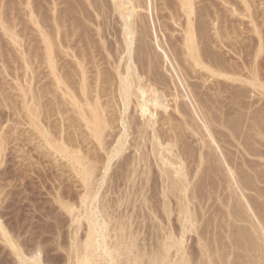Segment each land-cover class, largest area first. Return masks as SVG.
Instances as JSON below:
<instances>
[{
  "label": "rangeland",
  "instance_id": "374dc122",
  "mask_svg": "<svg viewBox=\"0 0 264 264\" xmlns=\"http://www.w3.org/2000/svg\"><path fill=\"white\" fill-rule=\"evenodd\" d=\"M56 1L57 0H55V2ZM60 1H59L60 5L57 2L58 5L55 3V6H54L53 1H49V0H43V1L42 0H21V1L20 0H0V23H1L0 24V145H1L0 146V225L6 231L7 235L13 236V237L16 236V238L19 237L18 238L19 241L22 240L23 243H25L24 246H28V244L30 243L31 244V245L29 244L30 247L33 246L32 244L37 242L38 239L40 238L41 240L39 239L38 242L41 241V243H43V252L45 254V259L50 258L51 260L52 259L54 260V258H55V261L57 259L56 263L59 262V264H63L64 261H65L64 263H66V260H65L67 257L66 253H65L66 251L62 248V246L58 247L57 244L60 243L66 247L68 245V243L70 242V237L73 236V231H75V230H78L77 231L78 237L83 236V234L85 233L84 225L86 224V219L84 218L85 212H87L91 208L94 209V206L98 207V205H99L98 202L100 201V203H102V204H100L101 205V208H100L101 212H104V213L108 212L107 216H105V218L108 220V224H109L108 228L112 229V232L117 230L116 233H118L120 231L119 233H121V235H123L122 240L125 243H127L129 241L128 239H130L133 235V238L136 240L135 244L138 243V246L141 247V249H143L142 247L144 245V248L146 250L143 249V251H144V253H147V254H149L150 252H153V249H155V250L163 249L164 251L163 250H161V251L165 253L167 248H168L167 246L170 245L169 246L170 252L168 253V256H169L168 260H170V258H171V261H170L171 264H179V262H180L178 259L180 258V252L181 251H179L177 253V247L176 246L178 243H176V242L181 243V241L183 243V244L182 243L181 244L184 247V250L187 251L186 253L188 254L187 255L188 258L191 257L190 260L191 261L193 260L192 261L193 264H222V263H225V264H231L232 263L233 264L235 262V260L237 261V262H235V264H241V261H242V264H263L264 263V261H263L264 260L263 259L264 258V242L262 241V239L258 240V238H257L259 235V234L257 235V233H260V232H257L259 230L258 229L248 230V228H246V227H240L241 226L240 224H238L237 222H233L231 220V218L228 217V215L225 213V211H223L225 208H224L222 202L220 201V196H218V194L216 193V190H215L216 186H214L217 183V182H215L217 180L214 179V178H216L215 175L214 176L212 175L215 173L214 170L216 167V166L212 167L213 166L212 162L215 160L214 159L215 156L211 158L212 159V161H211L210 157L213 155L209 154V152H205L206 150L211 151V149H215V148H213L215 146H212L215 143L211 144V141L208 137H207V139H209V141L205 140L206 136H208V134H206L207 132H205L206 136L204 134H202V133H204V131H202V130H200V131L198 130L199 132L197 131V133L194 134V132H196V131H192L194 128L191 127L192 126L191 122L186 123V125L189 124V125H187V127H186V125H184V123H181L182 120H179V119H174V121H172V123H174V124L171 123V126H172L171 128L169 125L165 124V126H164V124H161L164 127V129H166V127H167V129L169 130V131L167 129L165 130V132L167 134L169 133L168 136L170 135L169 139L173 138V136L174 135L176 136V134H177L176 142H177V140H178V142L176 143L177 144L176 146L178 148L175 147L174 151L177 152L176 151V149H177L180 152L182 151L181 153L179 152L180 154L184 153V154H182L183 160L185 162L184 166H186V167H184V172L186 171L187 173H186V176H183V177L187 178V180H191V183H187V181H185V182L188 185L190 184L191 188L193 189L192 190L190 188L191 190L189 189L187 191V193L184 195L185 197L188 196L187 198H188L189 202H187L188 200H186L187 198H185L183 196L182 192H181L182 195H180L181 193L177 192V191L176 192L167 191L168 193L165 191L164 193L165 194L167 193L168 197L165 196V194L162 192L163 188H161V187H162V183H164L163 180L166 179V177L164 176L165 175L164 173H163L164 175L163 174H162V176L160 175L162 172H161V169L157 166L160 163V161H157L158 159L155 156L151 157V155H153V154H149V153H151L149 151L150 146H151V145H149V143H150L149 141H145V143H141L139 151L137 150V144L135 143V141L132 142L133 145L131 144V141H133V140H131V138H133L135 136V134H133V135L131 134L130 136H128L127 142L130 140L131 141L126 143L127 149L125 148L126 151L122 152V155L124 153L129 154V155L124 154L125 157L128 156L127 158L130 157L131 159H134V160L136 158V160L138 162L135 160V162L133 163V164H135L137 162L134 165V166L137 165L136 168L134 167L135 170L130 165L131 162L128 163L127 160H126L127 163L125 164V167L124 166L122 167L121 165L119 166V164H118V163H120L118 161L119 159L117 160V157L119 158V155L115 159L112 160L111 167H110L111 169L108 170L109 172L108 171L105 172V170L102 169L104 166V164H103L104 159L106 157V153H104L105 149H102L103 147L101 145L99 147L98 146L99 144L97 145L95 143V140H94V142L92 141V143L88 141L89 140L88 138H90L89 136H87L88 130L83 125L84 121L82 122V120H80L81 118L76 116L78 114L75 113V111H73V110H76V108L75 109H73L74 107L71 108V106H72L71 102L72 101H71V99L69 100L68 98H71L72 94H70V97H69V96H67V95H69V94H67V92L69 91V93H72L74 91V88H75L74 86H76V89H77V83L74 84L75 82H73V80L75 81V79H77V77H78L77 76V73L79 72V71L77 72V70L79 69L78 63H81V64L84 63L83 65L88 64V65H86V68L84 67L85 69H89L91 66V68L89 69V70H91V72L89 70H86V74H88V76H90V77L91 76L93 77L92 83L94 82V78L96 81V77L98 75L95 72L93 74L92 70L94 68H96L97 66L99 68H96V72H98V70L101 68L103 70V71L101 70L103 73H104V71L107 73V75H106V74H102V72L99 71L100 74H102L101 76H102V78H104V80H105L106 76L107 77L109 76L110 78L112 77V76H110V75H113V72H112L113 68L111 65L115 64V61L116 62L118 61V56L120 55L119 51H118V48H119L118 43L119 42L121 43V40H120L121 39V36H120L121 35L120 34L121 33V25H120L121 20L117 16V13H114V14L112 13L111 7L108 8L109 4H110L108 0H101V1L100 0H96V1L95 0H93V1L89 0V1H91V4L94 5V7H92V6H90L89 8L85 7L87 9V10L83 9L85 14H83V10H82L83 6H81L80 4H79L80 6H77L78 3L76 1H74V0H67L68 2H66V0H60ZM62 1L64 4L62 3ZM98 1H100V2H98ZM127 1L129 2V0H127ZM127 1L126 2L124 1V3L127 4L128 3ZM145 1L146 0H140L139 2L141 4L140 3L139 4H140L141 8L138 7L139 8L138 10L141 11V13L138 14L137 18L139 20L138 19L137 20L141 23V24L139 23L140 24V30L143 31L144 34L143 33H140V35L138 34L139 36H137V40L135 42V43H137L135 46L138 47L136 49V51L138 53L136 51H134V53H135V55H137V54L139 55V56L134 55V58H138L136 61L137 64H149L148 62H151V64H161V59H159L160 58L159 55L161 52H160V50H158L159 48L155 44L156 41L154 42V39L152 38V36H155L154 34H152L153 32H151L152 29L154 30V27L156 30L157 39H158L159 44L160 45L162 44L161 46L165 47V49L168 52H170V54L173 55L171 58L172 59L174 58L176 60V57H177V60H176L177 62L180 59L183 60L184 59L183 57H185V54L183 53L182 47L180 48V46H182V36L181 35H183V32H182L183 27L181 30L180 24L184 25V23H182L183 22L182 17H179V16H178V18L176 17L177 14H179V13H177L178 12V10H177L178 5L177 4H178L179 0H152V7L147 6V4H145L147 2H145ZM168 1H170V2H168ZM176 1H178L177 4H176ZM193 1L195 4L194 7H196V9H197V10L195 9L196 10L195 15L198 16L196 23H199L201 21L199 24H201L200 27H203L202 29L204 31L203 32L204 33V35H203L204 40H203V43H201V45L203 44L202 45V52L206 53V54H208L210 52V54L207 55L208 56L207 61L208 60H210V61H208V63L206 62V65L209 64L211 67L216 68V66L219 67L220 64L225 65L227 62V64L228 63L229 64H231V63L232 64H244L245 63V64H249V65L250 64H260V65L264 66V18H263L264 17V5H263L264 0H245V1L244 0L243 1L242 0H211V1L210 0H193ZM104 2H105V4H103ZM110 2H112V1L110 0ZM96 4H98V5L96 6ZM71 5H73V6H71ZM106 5H108V7H105ZM245 5H248L249 7L248 6L245 7ZM80 7H81V10H80ZM162 7H164L165 9ZM41 8H42V10H41ZM59 8L61 9L60 11H62L61 12L62 14L59 12ZM94 8H96V9H94ZM146 8L150 11H147ZM55 9L57 12L55 11ZM90 9H92V10H90ZM100 9L103 11L106 10L105 13L103 11L101 12ZM151 9L153 10L152 13H151ZM162 9L164 11H161ZM200 9L202 11H199ZM98 10H100V11H98ZM176 10H177V12H176ZM63 11L65 13H63ZM90 11H92L93 13ZM158 11L160 12V14ZM169 11H170V13H169ZM76 12H79V13H76ZM29 13H30V15H29ZM56 13H59V14H56ZM251 13H252V15H251ZM105 14L106 15L108 14V15L106 16ZM112 14H113V16H112ZM17 15H18V17H17ZM53 15H54V17H53ZM56 15L58 16V18L61 16L60 19H58L56 17ZM77 15L79 17L80 16L81 17L79 18V17H77ZM171 15H173L174 17ZM209 15H210V17H209ZM30 16H32V17H30ZM75 17L77 19H75ZM110 17H111V19H110ZM41 18H43V19L40 20ZM61 18H64L65 21ZM82 18H84V19H82ZM95 18H96V20H95ZM103 18H104V20H103ZM118 18H119V20H118ZM141 19L144 22H142ZM61 20H63L64 22H66V20H67L68 23L66 22L64 25H61V28L64 27L63 28L64 30L61 29L60 33H57L56 25L58 24V21H61ZM106 20H107V22H106ZM109 20L111 21V23ZM220 20H222V21H220ZM63 21H61V22H63ZM112 21H114V22H112ZM176 21H177V23H176ZM47 22H48V24H47ZM51 23L53 24L52 26H51ZM93 23H94L95 27L93 26ZM142 23H143V25H142ZM153 23H154V25H153ZM205 23H206V26H205ZM219 23H220V25H219ZM66 24L68 27L65 26ZM104 24H106V25H104ZM48 26H49V28H48ZM87 26H90V27H88V29H87ZM38 27H40V28L38 29ZM69 27H70V29H68ZM258 28H259V30H258ZM10 29H12V30H10ZM75 29H76V31H75ZM109 29H110V31H109ZM155 30H154V32H155ZM216 30H217V32H216ZM62 31H64V32H66V34L67 33L68 34L66 35ZM95 31H96V33H95ZM101 31H103V32H101ZM109 32L110 33L112 32V33L110 34ZM118 32H119V34H117ZM44 34H46V36ZM71 34H72V36H71ZM84 34H86V35H84ZM161 34H163V36ZM55 35L57 36V38L55 37ZM63 35H66V36H63ZM117 35H118V38H117ZM218 35H220L221 37ZM89 38H90V40H89ZM110 38H112L113 40ZM115 38L119 42L117 40H115ZM140 38H141V40H140ZM102 39H104V40H102ZM205 39H207V40H205ZM46 40L50 43H48ZM60 40L61 41L63 40V42H61ZM109 40H111V41H109ZM60 42H61V44H60ZM115 42H116V44H114ZM208 42L211 45L208 44ZM80 44H82V45H80ZM117 44H118V46H117ZM46 46H48V48H49L48 50H47ZM100 46H101V48H100ZM205 46H207L206 49H205ZM260 48H261V50H260ZM216 50H218V51H216ZM89 51H91V52H89ZM181 52H182V54H181ZM215 52H217V54ZM175 53H177L178 55ZM140 54H141V56H140ZM157 54H158V56H157ZM85 55H87V56H85ZM217 55H219V56H217ZM111 56H113V57H111ZM104 57H105V59H104ZM142 57H144V58H142ZM140 58H141V60H143L142 63H141ZM146 58H148L149 60ZM153 58H154V60H153ZM156 60H158V61H156ZM182 60L178 63L181 64V62H182L181 65H183V64L186 65V62H184ZM91 62H92V64H91ZM156 62H159V63H156ZM122 63H124V59H123V62L121 61V64ZM100 64H102L101 65L102 67L103 66H105V67H103V68L100 67ZM92 65H95L96 67L95 66L93 67ZM62 66L64 68H66V70H67L66 76L68 75L67 76L68 78H70V77L72 78V79L67 78L68 81L70 80L69 83H71V80H72V83L70 84L72 86H70L68 84V81L62 80L65 77L64 72L66 71L65 69H64L65 70L64 72H62L60 70V68ZM53 67H54V69H52ZM58 68H59V70H57ZM186 68L188 71L191 69V67L188 68L187 65H186ZM62 70H63V68H62ZM109 70L111 71V73L109 72L110 74L108 75ZM196 70H198V71L202 70L203 75L199 71L200 72V78H198V77L196 78V73H195L194 74L195 77H191V78L189 77V83L192 87L194 86L193 89L194 88L196 89V90L194 89V93H196V91L199 90L204 95H206V96H204L202 94L199 96V97L203 96L202 98L204 100L202 98H200V102H202L201 101V99H202L204 102V103L203 102L202 103L205 105L204 110L206 111L207 110L206 108L211 109L212 105H213V108L216 106V103H214V100L212 98H213V96H215L213 94H216V90L214 88L217 89V87H218L217 81L219 79L217 80L216 78H220V77H216L214 79V77H215L214 76L212 78L211 76H213V75H211L210 72H207L208 70H205L204 68L201 69V68L197 67ZM74 71L77 72V73H75L76 75L75 74L73 75ZM58 72H59V74L61 72L63 73V74L62 73L60 74V75H64L63 78L60 77V78H62L61 80L63 82H58V77L56 76V73H58ZM93 75H96V77ZM101 76L100 77L98 76V77L100 79H102ZM90 77H88L89 80L87 79L89 82H91ZM201 77H202L203 81H201ZM65 79H66V77H65ZM106 79H108V78H106ZM111 79H113V77ZM194 79H195V82H194ZM55 80L57 81V83L55 82ZM104 80H102V81L99 80V82H105L107 85L106 86L105 83H102V84H104L103 85L104 88H103L102 84L100 83L103 91L105 89L109 90L110 88H111L110 90L114 89V87H112V85L109 88L108 84H107L108 82L104 81ZM77 81H78V79H77ZM214 81H216V82H214ZM220 81H223V80L220 78ZM64 82H65V84H64ZM89 82H88V84H89ZM39 83L42 85H39ZM54 83L56 85H54ZM58 83H60L61 85H62V83L64 85L67 84L68 87H67V85L66 86L62 85L64 87H66V89L67 88L69 89L70 87H71L70 89H72V87H73L72 92L68 89H67L68 91L65 89L64 90L65 92L63 91V93L67 94V95H64L61 98L62 92H60V90H62L63 87ZM92 83H90L89 85H91ZM212 84H213V87H212ZM113 85H114V82H113ZM93 86H95V85L92 84L91 87H93ZM22 87H24V88H22ZM59 87H61V88H59ZM20 88H22V89H20ZM42 90L44 93L42 92ZM108 90L106 92H103L104 93L103 97L106 98V99L102 98V100L104 99L103 101H106L109 98V97L107 98V96H105L106 93L107 94L110 93V96L112 95L111 92L113 90L111 92H109L110 90L109 91ZM58 92H60V93H58ZM38 93H39V95H38ZM75 93H77V90ZM209 94H210V96H208ZM211 95H212V97H211ZM66 96L68 98H65ZM34 97H36V98H34ZM37 97L41 98V100L38 99ZM111 97L109 98V100L111 99ZM28 98H29V100H28ZM208 98L210 100H208ZM65 99H68V100H65ZM112 99H113V97H112ZM61 100L64 102H61ZM169 100H172V98ZM32 101H33V103L34 102L35 103L33 104ZM44 101L47 104H45ZM69 101H70V104H69ZM113 101H114V99L109 101L111 103V105L113 104ZM211 101L213 104L211 103ZM30 102H31V104H30ZM56 102H57V104H56ZM36 104L37 105L39 104V105L37 106ZM170 104L174 106L172 101H170ZM208 104H209V106H208ZM40 105L41 106L43 105V106L41 107ZM113 105H112V108L111 107L109 108V112L111 115L113 114L112 112L115 109L113 107ZM67 106H69V108ZM30 107H31V111L32 110L34 111V112L32 111L34 114L38 113L37 114L38 116L35 114L36 117H34V114L32 115V114H30V112H28V111H30V109H28ZM60 107H61V109L64 107L63 108L65 110L64 112L60 109V112L63 113L64 118H63V115L61 117V114L60 115L58 114ZM56 108H58V109L56 110ZM213 108H212V110H210V109H209V111L207 110L208 112H206L204 114H205V116H207V115L209 116L211 114L210 116H211L212 120L215 121V119H216L215 117L217 116L215 114H217V111L215 110L216 107L214 109ZM111 109H113V111H111ZM46 110H47V112H45ZM170 110H172V109H170ZM209 112H211V113H209ZM30 115H32L33 119L36 121H34L31 118L32 116L30 117ZM111 115L109 116V117H112L110 119H113V117H114V119L116 118V115H112V116ZM212 115H214V116H212ZM159 116H160L159 118H165V117H162L163 115H159ZM40 118H41V120H40ZM78 118H80V119H78ZM30 119H32L33 121L31 120V122H30ZM37 120H39L40 122H38ZM79 120H80V122H79ZM160 120L162 121V119H160ZM160 120H159V122H161ZM41 121L43 123H41ZM57 122H58V124H57ZM177 122H178V124H177ZM59 123L60 124L65 123V125L64 124L60 125ZM75 123H76V125H75ZM199 123L200 122H198V124H196V126H195L196 128H199ZM212 123L215 126V123L213 121H212ZM79 124H81L82 126L80 127ZM72 125H73V127H72ZM161 125L158 128H160V130L162 129L161 131H163V127H161ZM40 126L43 127L42 128L43 131H45L47 129V130H49V132H51V135H50V133H48V134L50 136H52V138L49 135H47V138H49V139L51 138L52 142H53V140L56 142L57 137L59 139L62 137V135H60L61 130H62V133L67 132L68 135L63 134V135H65V138L68 136L66 138V140L68 138H70V135H71V138H73V139L70 138L71 140H69V139H68L69 141L67 140L68 141V147L70 146L69 147L70 149L69 148H67V149L69 150L68 152H70L71 154H69V155L67 154V156L66 155L62 156L57 151H55V153H54V148H51V146H49L46 143L47 141L44 139L45 136H43V133H41L43 131H41L42 129ZM83 126L85 127V129ZM168 126L170 129L168 128ZM188 126H190V127L188 128ZM44 128H46V129H44ZM56 128H57V130H56ZM63 128H65V130H66L65 132H64ZM68 128H71V129H68ZM72 128H74V130H72ZM114 128L115 129L110 131L111 133L112 132L116 133L115 131H119L118 128H120V127L116 128L114 126ZM199 129H202V128L200 127ZM213 129H215V128H213ZM201 131H202V133H201L200 140H202L201 138L204 135L205 138L202 141H204L206 143H210V145L209 144H207V145L209 146V148L210 147H212V148H210V149L207 148L208 146L206 145V143H204V145L206 147L203 144L200 145L201 142L198 139L199 138L198 136L200 135ZM39 133H40V135H39ZM56 133H57V135H56ZM81 133H83V134H81ZM111 133H109V134H111ZM114 133H112V135H114ZM185 134H186V136H185ZM196 134H198V136ZM58 135H60V137ZM84 135H85V138H83ZM190 135H191V137H190ZM193 136H195V137H193ZM86 138L88 140H86ZM129 138H130V140H129ZM90 139L93 140V138H90ZM62 140H64V137ZM73 140L75 141V143H73L74 142ZM108 140H110V137ZM108 140H106V141H108ZM146 140H147V137H146ZM67 141H66V143H67ZM55 142H53V143H55ZM69 143L71 145L75 144V146H71V145H69ZM93 143H95V144H93ZM129 143L131 144L130 146H129ZM134 143L136 144L135 146H134ZM88 144H90V145H88ZM142 144H143V146H142ZM106 145L108 147V144H106ZM106 145L104 146L105 148H106ZM201 146H204L205 151L203 150V148ZM48 147H50V148H48ZM71 147H73L74 149H72ZM75 147H77L78 150L80 148V150L79 151L76 150L78 153L76 152L74 154L75 149H76ZM134 147H136V148H134ZM199 148H201V149L199 150ZM230 149H232V148H230ZM73 150H74V152H73ZM202 150L204 151V153ZM129 151H131V152H129ZM87 152L91 153V155L89 153L90 157L92 156L91 160L95 161V162H93V161L92 162L97 167L96 168L94 166L96 168L95 172L97 175L96 176L97 180L95 179V181H98V180L100 181V179L103 177L102 178L103 183L101 184V186L98 187L99 191H97L98 194L95 198L96 204H95V201H93L92 204H87L89 201V194L86 193V190H85V187L83 184L84 182L82 181L81 177L76 173V171L74 169V168H78V166L75 162H73V161H75V159L72 158V157H74L73 155L81 156V154H82V156L86 157L88 154H86V156H85L84 153H87ZM140 152L142 154H144L145 156L147 154V156H146L147 159H145V160L143 159L144 161H142L141 159H140L141 161L138 160L137 156H139V154H141ZM211 152L213 153L215 151L212 150ZM195 153H196V155H195ZM199 153L203 154V158L201 157V154H199ZM205 153H207V154H205ZM76 154H78V155H76ZM120 155H121V153H120ZM133 155H134V157H131ZM207 155H209L208 157L210 160V162H209L210 166H206L205 169L206 170L210 169L209 170L210 172L207 171V172H209L207 174V172L204 171L205 169L201 170L203 172H199L198 169L196 168V170L199 172L197 174V172L194 171L195 169L192 167H195L194 165H198V164H196V161L198 159L203 160L204 158H205L203 161L204 167H205V165H208L209 163L206 162V161H208ZM103 156H104V158H102ZM206 157H207V159H206ZM95 159H97V160H95ZM80 160H81V162H83V164H85V163L89 164L90 163V162L87 163V161H86L87 159L85 160V158L84 159L81 158ZM121 160H123V158ZM146 160L149 161V163L146 162ZM98 161L100 163H98ZM129 161H131V160L129 159ZM197 163H199V162L197 161ZM214 163L215 162H213V164ZM101 164H102V166H101ZM142 164L144 165V167H141V166H143ZM116 165H118V167ZM149 166L152 170L149 168ZM202 166H200L201 168H199V170L203 169ZM145 167H148V168H145ZM208 167H210V168H208ZM211 167L214 168V169H212L214 173L211 172L212 171ZM99 169H100V171H98ZM112 169H114V172ZM136 169H137V171H136ZM191 169H193L194 173L196 172V174L198 176L196 174H195L196 175L195 176L193 171H190ZM140 170L141 171L143 170V171L141 172ZM144 170H146V171H144ZM147 170L148 171L150 170L148 173L149 175H146L148 172ZM187 170H189V171H187ZM123 171L125 173L127 172L126 175H128L129 177L126 176ZM139 171H140V173H139ZM131 172L133 173V175L135 177L137 175H135L134 173L140 174L137 176L138 179L137 178L135 179L134 176L128 174V173L132 174ZM143 172L144 173L146 172V174H144ZM189 172H191V173H189ZM114 173H116V174H114ZM142 173L144 174L145 177L149 176L146 178L148 180H146L145 177H143ZM192 173L194 176L192 175ZM119 175H121V176H119ZM107 176L109 179L107 178ZM110 176L112 177V180H110V178H111ZM116 176H117V179L115 178ZM130 176H132V178L134 177L133 178L134 181L133 180H131V181H133L132 184L136 183V184H134L135 186L130 184L131 182H128L130 180L126 179L127 177L129 179H132V178H130ZM211 176L213 178H211ZM141 177H143V180ZM188 177H189V179H188ZM196 177H198V178H196ZM201 177L203 180L201 179ZM209 177L211 178V181L209 180L210 179ZM178 178L179 177H176L175 179H177V181H178ZM180 178H182V176ZM120 179H121V181H120ZM124 179L126 180V184L124 183L125 182ZM161 179H163V180H161ZM117 180H119V181H117ZM180 180H179V182H180ZM115 181H117V182H115ZM137 181H138V183H137ZM165 181H166V183L168 182L167 179ZM194 181H195V183H194ZM142 182H143L144 186H142L143 184H140ZM95 183H97V182H95ZM112 183L115 184L114 186H116V187H114V188H116L117 191L114 190V192H113L114 188H113ZM127 183H129V184H127ZM139 184L142 187H145L147 190L145 188H142ZM192 184L194 185L195 188L193 187ZM130 185L134 186V187L131 188ZM126 186L128 189H131V190L126 189ZM138 186L140 187V190L137 189ZM81 187H82V189H81ZM111 188H112V190H110ZM151 190H152V193H151ZM106 191L109 193L106 194ZM174 193H176V195ZM86 194H87V196H86ZM215 195H217V196H215ZM85 197L88 198V201H87V198L85 200ZM120 197H121V199H119ZM97 198H99L100 200ZM59 200H62L65 202H70V204L73 207V211L71 212L72 214L65 210V208L60 204ZM184 201L186 202V205L188 204L187 207L185 205V208L180 206V205H182L181 203ZM115 203H116V205H115ZM163 204H166L168 206H166V205L163 206ZM230 204L232 207L233 203L230 202ZM167 207H168V210H167ZM104 208H105V211H104ZM182 208L186 210V213L188 214L187 215L188 218H190V220L193 222H191V221L187 222L186 218L182 217L183 213H180L181 210H183ZM106 209H108V210H106ZM150 209H152L153 211ZM163 209H165V210L163 211ZM230 210L232 211V209H230ZM98 217H99L98 219L100 221H103V218L101 215L98 214ZM110 217H112V218H110ZM101 218H102V220H101ZM180 218H183V219H180ZM217 219L218 220L221 219V220L218 221ZM113 220H115V221H113ZM230 220H231V222H230ZM181 221H182V223H181ZM126 222L128 223V225ZM82 223H84V225L80 229V226L82 225ZM110 223H112L113 225ZM59 225H60V227H59ZM78 225H80V226H78ZM227 225H228V227H227ZM115 228H116V230H114ZM239 228H241V229L243 228V229H245V231L243 230L241 232V229L239 231ZM13 229H15V230H13ZM160 229H161L162 233H161ZM187 229H189V230H187ZM250 229H252V228H250ZM172 230H173V232H172ZM127 231H129V232H127ZM167 231H168V233H167ZM253 231H254V233L255 232H257V233L254 234ZM13 232H16V233H13ZM33 232L35 233V235ZM78 232H79V234H78ZM112 232H110L111 235H112ZM132 232H133V234H132ZM170 232L173 233V234H171V235H173L172 239L166 240V236H167L166 234H170ZM244 232L246 233V235ZM28 233H29V235H28ZM238 233L239 234L244 233L243 235L245 237L246 236L248 237L247 234L249 233L250 239L255 238V235H257L255 240H254L255 243H253V240H251V243L247 244L248 241L245 242L247 239H244L245 237L243 235H239ZM250 233L252 235H250ZM129 234H132V235L130 236ZM179 234H180V236H179ZM175 236H176L177 240H176ZM1 237L2 236H0V264H18L17 259H15V257H13L14 254L12 253L11 248L9 247L8 244H6L4 242V240H3L4 238L3 237L1 238ZM29 239L32 243L29 241ZM239 239L242 243L240 241H239L240 243L237 242ZM53 241H54V243H53ZM157 242H159V243H157ZM238 245H240V246L242 245L241 246L242 248ZM252 245H254V246H252ZM171 246H172V248H171ZM173 246H174V248H173ZM46 248H47V250H46ZM137 253H138V251H136V252L133 251V254H137ZM174 253H175V255H174ZM236 253H238V254H236ZM63 257H65V258H63ZM229 259L231 260V262L229 261ZM176 260H178L179 262ZM61 261H63V262H61ZM238 261H240V262H238ZM249 262H251V263H249ZM180 264H182V262H180Z\"/></svg>",
  "mask_w": 264,
  "mask_h": 264
},
{
  "label": "bare ground",
  "instance_id": "6f19581e",
  "mask_svg": "<svg viewBox=\"0 0 264 264\" xmlns=\"http://www.w3.org/2000/svg\"><path fill=\"white\" fill-rule=\"evenodd\" d=\"M21 1V0H20ZM43 1V0H42ZM49 1H53V4L55 6V3L58 5L59 1L60 0H57L55 2V0H49ZM78 3L77 6H83L82 7V10L85 9L87 10L86 8H89L90 6L94 7V5L91 4V1L89 0H74ZM93 1V0H92ZM96 1V0H95ZM101 1V0H100ZM98 1V2H100ZM109 3V7L108 5H106L105 7H108L110 8L111 7V11L112 13H117V16L120 18L121 20V43L115 38V40H117L119 43V46L117 44V46L119 47L118 48V51H119V56H118V61L116 62L115 61V64H112V68H113V75H110L113 77V79H111L109 76L105 77V80L104 78H102V74H106L107 73L104 71V73L102 72L103 70L100 68L98 70L102 72V74H100V72H96V68H99L98 66L96 67L95 65H92L93 67L95 66L96 68H92V72L94 74V72L97 75H93L96 77V81H95V78H94V82L92 83V76H88V74H86V70H89V69H85L86 68V65L88 64H81V63H78V70L77 72L74 71L73 75L75 73H77V79H75V81L73 80V82H75L74 84L77 83V89H76V86H74V91L72 92L73 90V87L72 89H70L72 85H70L72 83V80H71V83H69L68 78L66 76V68H64L63 66L60 68V70L62 72H64V75L66 77L63 78L64 75H60L59 72L56 73V76L58 77V82H63L64 80L65 81H68V84L70 85L69 89L72 93H69V91L66 89V85L65 82L64 84L62 83V90H60L61 93V98L64 96V95H67L70 97V94L71 95V98H68L67 96L65 98H68L69 100L71 99V108L74 107L73 109L76 108V110H73L75 111V113H77L78 119L82 120V122L84 121V126L87 128V136H89L90 138H93V140H91L90 138H86V140H88L89 142L92 143V141L94 142L95 140V143L100 147V145L103 147H101L102 149H105L104 150V153H106V157L104 159V166L102 169L105 170V172H107L109 169H111V162L113 159H115L118 155H119V158L117 157V160L120 162L118 163L119 166L121 165L122 167L124 166L125 167V164L127 163L126 160L129 162H131V166L134 168L137 167L134 166L138 161H137L135 164H133L135 162L134 159H131L130 157L127 158L128 156L125 157V155H129V154H123L122 155V152L123 151H126V143L130 142L131 140V144L132 142L135 141V143L137 144V150L139 151L140 150V145L141 143H145V141H149V145L150 146V149L149 151L151 153L149 154H153L151 155V157H156L157 161H160V163L157 165L160 169H161V176L162 174L166 177L167 179V183H166V179H161L164 181V183H162V187L163 188V193L166 191H174V192H182L183 193V196L187 193V191L191 188V185L187 184V183H191V180H187V178L183 177V176H186V171L184 172V166L185 165V162L183 160V156L182 154H180L181 152L179 150L176 149L177 152L174 151L175 147L178 148L176 145V138H177V134L176 136L173 138H170L169 139V136L168 134L165 132V130L167 129H164V127L161 125V124H165L166 125H169L170 128L172 127L171 126V123L172 121H174V119H179V120H182L181 123H184V125H186V123H190L192 124V128H194L192 131H196L194 132L197 133V131L199 130H202L204 131V133H202V131L200 132V135L198 136V134H196L200 140V137H201V133L205 135V132H207L206 134H208V136H206V141H211V144L212 143H215L214 145L212 146H215L213 148L215 149H211L214 150L215 152H211V151H205L204 150V135L203 137L201 138L202 140H200V145H204V146H201L203 148V150L205 152H209V154L213 155L210 157V160L212 161V157H214V161L215 162L213 164L212 162V167L216 166L215 167V173L213 172L212 168L211 167V172L214 173L212 174L213 176L215 175L216 178H214L215 182H217L214 186L215 187V190H216V193L218 194V196H220V201L222 202L223 206H224V210L225 213L228 215V217L231 218V220L233 222H237L238 224H240L241 226L240 227H246L248 228V230H253V229H258L259 231L257 232H260V233H257L258 235V240L259 239H262V241L264 242V66L260 65V64H226L225 65H219V67L216 66V68H213L211 67L209 64L206 65V62L208 63V54H210V52L208 54L206 53H203L202 52V45L201 43H203V35H204V31H203V27H200L201 24L199 23H196L197 22V18L198 16H196L195 14V11L197 10L196 7H194V1L193 0H179L176 1V4L178 2V7H177V10L176 12L179 13L177 14V18L178 16L179 17H182L183 18V22L184 25L180 24L181 25V30H182V27H183V35L182 36V46H180V48L182 47V50H183V53L185 54V57H183L184 59H180L178 62H180L181 60L186 62V65L188 66V68L191 67V69L188 71L187 68H186V65L178 63L176 60H177V57H176V60L173 58H171L173 55L170 54V52H168L165 47H162L159 42H158V39H157V34H156V30H155V27H154V30L152 29L151 32H153L152 34H154L155 36H152V38L154 39V42L156 44V46L159 48H157L158 50H160V58L161 59V64H151V62H148L149 64H137V59L138 58H134V51H136V49L138 48L137 46H135L137 43L136 40H137V36L140 35V33H143V31L140 30V22L138 21L139 19L137 18L138 17V14L141 13V11H139L138 9L141 8L140 7V0H129V2L127 0H124L125 2L127 1L128 3H124L123 0H111L112 2H110V0H108ZM211 1V0H210ZM209 1V2H210ZM243 1V0H242ZM245 1V0H244ZM58 2V3H57ZM61 2V1H60ZM66 2H68L66 0ZM145 4H147V6H151L152 7V0H146ZM164 2V1H163ZM166 2V1H165ZM170 2V1H168ZM214 2V1H213ZM24 3V2H23ZM28 3V2H27ZM34 3V2H33ZM45 3V2H44ZM51 3V2H50ZM49 3V4H50ZM63 3V1H62ZM76 3V4H77ZM95 3V2H94ZM93 3V4H94ZM140 3V4H139ZM200 3V2H199ZM249 3V2H248ZM40 4V3H39ZM64 4V3H63ZM66 4V3H65ZM80 4V5H79ZM105 4V2L103 3ZM247 4V3H246ZM250 4V3H249ZM29 5V4H28ZM31 5V4H30ZM56 5V6H57ZM60 5V3H59ZM68 5V4H67ZM85 5V6H84ZM98 4H96L97 6ZM100 5V4H99ZM163 5V4H162ZM165 5V4H164ZM170 5V4H169ZM203 5V4H202ZM209 5V4H208ZM264 5V4H263ZM27 6V5H26ZM40 6V5H39ZM73 6V5H71ZM76 6V5H75ZM166 6V5H165ZM213 6V5H212ZM217 6V5H216ZM248 6V5H245V7ZM32 7V6H31ZM35 7V6H34ZM42 7V6H41ZM86 7V8H85ZM139 7V8H138ZM211 7V6H210ZM249 7V6H248ZM30 8V7H29ZM49 8V7H48ZM71 8V7H70ZM74 8V7H73ZM99 8V7H98ZM102 8V7H101ZM164 8V7H162ZM96 9V8H94ZM103 9V8H102ZM106 9V8H105ZM150 9V8H149ZM165 9V8H164ZM170 9V8H169ZM176 9V8H175ZM196 9V10H195ZM210 9V8H209ZM251 9V8H250ZM28 10V9H27ZM42 10V8H41ZM47 10V9H46ZM58 10V9H57ZM61 9L59 8V12L61 13L62 11H60ZM80 10H81V7H80ZM92 10V9H90ZM101 10V9H100ZM98 10V11H100ZM147 11H150L146 8ZM171 10V9H170ZM206 10V9H205ZM36 11V10H35ZM48 11V10H47ZM56 11V9H55ZM54 11V12H55ZM78 11V10H77ZM89 11V10H88ZM96 11V10H95ZM103 10H101L102 12ZM106 11V10H105ZM105 11H103L105 13ZM110 11V12H111ZM143 11V10H142ZM152 9H151V13H152ZM161 11H164L163 9ZM199 11H202L201 9ZM251 11V10H250ZM18 12V11H17ZM38 12V11H37ZM40 12V11H39ZM57 12V11H56ZM92 12V11H90ZM97 12V11H96ZM95 12V13H96ZM159 12V11H158ZM172 12V11H171ZM205 12V11H204ZM215 12V11H214ZM231 12V11H230ZM260 12V11H259ZM263 12V11H262ZM63 13H65L63 11ZM76 13H79V12H76ZM93 13V12H92ZM94 13V14H95ZM107 13V12H106ZM149 13V12H148ZM170 13V11H169ZM217 13V12H216ZM254 13V12H253ZM258 13V12H257ZM256 13V14H257ZM17 14V13H16ZM56 14H59V13H56ZM62 14V13H61ZM83 14H85L84 10H83ZM98 14V13H97ZM112 14V16H113ZM160 14V12H159ZM174 14V13H173ZM215 14V13H214ZM15 15V14H14ZM30 15V13H29ZM64 15V14H63ZM75 15V14H74ZM81 15V14H80ZM93 15V14H92ZM102 15V14H101ZM106 15V14H105ZM108 15V14H107ZM106 15V16H107ZM170 15V14H169ZM201 15V14H200ZM217 15V14H216ZM215 15V16H216ZM252 15V13H251ZM263 15V14H262ZM43 16V15H42ZM67 16V15H66ZM84 16V15H83ZM96 16V15H95ZM104 16V15H103ZM111 16V17H112ZM115 16V15H114ZM167 16V15H166ZM173 16V15H171ZM221 16V15H220ZM257 16V15H256ZM18 17V15H17ZM32 17V16H30ZM36 17V16H35ZM54 17V15H53ZM56 17L58 18V16L56 15ZM61 17V16H60ZM60 17L58 19H60ZM77 17H79L77 15ZM81 17V16H80ZM79 17V18H80ZM101 17V16H100ZM109 17V16H108ZM110 17V19H111ZM142 17V16H141ZM174 17V16H173ZM202 17V16H201ZM210 17V15H209ZM253 17V16H252ZM263 17V16H262ZM2 18V17H1ZM12 18V17H11ZM16 18V17H15ZM56 18V19H57ZM67 18V17H66ZM71 18V17H70ZM93 18V17H92ZM118 18V20H119ZM164 18V17H163ZM207 18V17H206ZM205 18V19H206ZM264 18V17H263ZM43 18H41L40 20H42ZM52 19V18H51ZM64 20V18H61ZM75 19H77L75 17ZM84 19V18H82ZM102 19V18H101ZM108 19V18H107ZM138 19V20H137ZM174 19V18H173ZM176 19V18H175ZM35 20V19H34ZM33 20V21H34ZM38 20V19H37ZM53 20V19H52ZM61 20V21H63ZM71 20V19H70ZM90 20V19H89ZM93 20V19H92ZM96 20V18H95ZM94 20V21H95ZM104 20V18H103ZM114 20V19H113ZM142 20V19H141ZM165 20V19H164ZM167 20V19H166ZM172 20V19H171ZM170 20V21H171ZM182 20V19H181ZM180 20V21H181ZM202 20V19H201ZM224 20V19H223ZM36 21V20H35ZM39 21V20H38ZM61 21H58V24L56 25V31L57 33H60L61 29L64 30L63 28H61V25H64L66 22H61ZM72 21V20H71ZM70 21V22H71ZM100 21V20H99ZM110 21V20H109ZM160 21V20H159ZM178 21V20H177ZM176 21V23H177ZM219 21V20H218ZM222 21V20H220ZM11 22V21H10ZM41 22V21H40ZM44 22V21H43ZM88 22V21H87ZM93 22V21H92ZM96 22V21H95ZM107 22V20H106ZM114 22V21H112ZM142 22H144L142 20ZM179 22V21H178ZM9 23V22H8ZM15 23V22H14ZM61 23V24H60ZM63 23V24H62ZM68 23V22H67ZM97 23V22H96ZM111 23V21H110ZM140 23V24H139ZM1 24V23H0ZM4 24V23H3ZM48 24V22H47ZM71 24V23H70ZM76 24V23H75ZM90 24V23H89ZM117 24V23H116ZM164 24V23H163ZM203 24V23H202ZM230 24V23H229ZM256 24V23H255ZM40 25V24H39ZM38 25V26H39ZM46 25V24H45ZM53 24L51 23V26ZM80 25V24H79ZM96 25V24H95ZM101 25V24H100ZM99 25V26H100ZM106 25V24H104ZM143 25V23H142ZM141 25V26H142ZM154 25V23H153ZM159 25V24H158ZM165 25V24H164ZM220 25V23H219ZM254 25V24H253ZM16 26V25H15ZM44 26V25H43ZM50 26V27H51ZM67 26V24L65 25ZM71 26V25H70ZM93 26H94V23H93ZM102 26V25H101ZM108 26V25H107ZM111 26V25H110ZM145 26V25H144ZM205 26H206V23H205ZM4 27V26H3ZM24 27V26H23ZM41 27V26H40ZM38 27V29L40 28ZM68 27V26H67ZM66 27V28H67ZM73 27V26H72ZM71 27V28H72ZM88 27L90 26H87V29ZM92 27V26H91ZM95 27V26H94ZM98 27V26H97ZM96 27V28H97ZM106 27V26H105ZM143 27V26H142ZM213 27V26H212ZM217 27V26H216ZM257 27V26H256ZM6 28V27H5ZM15 28V27H14ZM47 28V27H46ZM49 28V26H48ZM53 28V27H52ZM79 28V27H78ZM152 28V27H151ZM210 28V27H209ZM232 28V27H231ZM8 29V28H7ZM45 29V28H44ZM55 29V28H54ZM53 29V30H54ZM70 29V27L68 28ZM94 29V28H93ZM160 29V28H159ZM12 30V29H10ZM21 30V29H20ZM66 30V29H65ZM105 30V29H104ZM168 30V29H167ZM257 30V29H256ZM259 30V28H258ZM15 31V30H14ZM13 31V32H14ZM40 31V30H39ZM44 31V30H43ZM69 31V30H68ZM72 31V30H71ZM76 31V29H75ZM94 31V30H93ZM99 31V30H98ZM110 31V29H109ZM12 32V33H13ZM45 32V31H44ZM55 32V31H54ZM64 32V31H62ZM79 32V31H78ZM103 32V31H101ZM114 32V31H113ZM162 32V31H161ZM217 32V30H216ZM215 32V33H216ZM8 33V32H7ZM11 33V34H12ZM16 33V32H15ZM20 33V32H19ZM66 34V32H64ZM73 33V32H72ZM76 33V32H75ZM86 33V32H85ZM96 33V31H95ZM94 33V34H95ZM107 33V32H106ZM110 33V32H109ZM112 33V32H111ZM110 33V34H111ZM168 33V32H167ZM6 34V33H5ZM10 34V35H11ZM43 34V33H42ZM50 34V33H49ZM63 34V33H62ZM68 34V33H67ZM66 34V35H67ZM81 34V33H80ZM101 34V33H100ZM119 34V32L117 33ZM139 34V35H138ZM149 34V33H148ZM174 34V33H173ZM259 34V33H258ZM46 36V34H44ZM51 35V34H50ZM66 35H63V36H66ZM77 35V34H76ZM86 35V34H84ZM97 35V34H96ZM163 36V34H161ZM41 36V35H40ZM53 36V35H52ZM61 36V35H60ZM70 36V35H69ZM72 36V34H71ZM98 36V35H97ZM106 36V35H105ZM112 36V35H111ZM110 36V37H111ZM146 36V35H145ZM172 36V35H171ZM178 36V35H177ZM220 36V35H218ZM258 36V35H257ZM55 37L57 38V36L55 35ZM75 37V36H74ZM91 37V36H90ZM206 37V36H205ZM210 37V36H209ZM221 37V36H220ZM61 38V37H60ZM76 38V37H75ZM107 38V37H106ZM117 38H118V35H117ZM159 38V37H158ZM17 39V38H16ZM20 39V38H19ZM59 39V38H58ZM68 39V38H67ZM97 39V38H96ZM112 39V38H110ZM175 39V38H174ZM181 39V38H180ZM219 39V38H218ZM13 40V39H12ZM44 40V39H43ZM42 40V41H43ZM48 40V39H47ZM46 40V41H47ZM71 40V39H70ZM74 40V39H73ZM90 40V38H89ZM100 40V39H99ZM104 40V39H102ZM113 40V39H112ZM141 40V38H140ZM144 40V39H143ZM207 40V39H205ZM215 40V39H214ZM17 41V40H16ZM45 41V40H44ZM53 41V40H52ZM61 41V40H60ZM65 41V40H64ZM82 41V40H81ZM88 41V40H87ZM107 41V40H106ZM111 41V40H109ZM116 41V42H117ZM139 41V40H138ZM146 41V40H145ZM178 41V40H177ZM48 42V41H47ZM56 42V41H55ZM63 42V40L61 41ZM60 42V44H61ZM108 42V41H107ZM114 42V41H113ZM116 42L114 44H116ZM207 42V41H206ZM222 42V41H221ZM18 43V42H17ZM50 43V42H48ZM66 43V42H65ZM70 43V42H69ZM88 43V42H87ZM100 43V42H99ZM98 43V44H99ZM149 43V42H148ZM179 43V42H178ZM216 43V42H215ZM220 43V42H219ZM258 43V42H257ZM63 44V43H62ZM68 44V43H67ZM106 44V43H105ZM144 44V43H143ZM146 44V43H145ZM173 44V43H172ZM206 44V43H205ZM208 44H210L208 42ZM259 44V43H258ZM17 45V44H16ZM51 45V44H50ZM82 45V44H80ZM102 45V44H101ZM211 45V44H210ZM18 46V45H17ZM21 46V45H20ZM52 46V45H51ZM64 46V45H63ZM68 46V45H67ZM89 46V45H88ZM94 46V45H93ZM111 46V45H110ZM151 46V45H150ZM217 46V45H216ZM225 46V45H224ZM43 47V46H42ZM78 47V46H77ZM86 47V46H85ZM90 47V46H89ZM212 47V46H211ZM227 47V46H226ZM47 50L49 49L48 46H46ZM67 48V47H66ZM69 48V47H68ZM71 48V47H70ZM101 48V46H100ZM107 48V47H106ZM147 48V47H146ZM155 48V47H154ZM207 48V46H205V49ZM213 48V47H212ZM220 48V47H219ZM78 49V48H77ZM80 49V48H79ZM110 49V48H109ZM144 49V48H143ZM172 49V48H171ZM204 49V50H205ZM216 49V48H215ZM51 50V49H50ZM49 50V51H50ZM74 50V49H73ZM81 50V49H80ZM79 50V51H80ZM92 50V49H91ZM115 50V49H114ZM142 50V49H141ZM261 50V48H260ZM259 50V51H260ZM45 51V50H44ZM54 51V50H53ZM100 51V50H99ZM206 51V50H205ZM218 51V50H216ZM22 52V51H21ZM57 52V51H56ZM60 52V51H59ZM66 52V51H65ZM74 52V51H73ZM81 52V51H80ZM79 52V53H80ZM83 52V51H82ZM91 52V51H89ZM94 52V51H93ZM105 52V51H104ZM103 52V53H104ZM111 52V51H110ZM115 52V51H114ZM137 52V51H136ZM140 52V51H139ZM142 52V51H141ZM147 52V51H146ZM177 52V51H176ZM47 53V52H46ZM138 53V52H137ZM180 53V52H179ZM217 54V52H215ZM52 54V53H51ZM50 54V55H51ZM66 54V53H65ZM64 54V55H65ZM118 54V53H117ZM124 54V55H123ZM142 54V53H141ZM140 54V56H141ZM150 54V53H149ZM177 54V53H175ZM182 54V52H181ZM222 54V53H221ZM23 55V54H22ZM56 55V54H55ZM79 55V54H78ZM105 55V54H104ZM138 55V54H137ZM135 55V56H137ZM144 55V54H143ZM148 55V54H147ZM178 55V54H177ZM83 56V55H82ZM87 56V55H85ZM139 56V55H138ZM150 56V55H149ZM148 56V57H149ZM158 56V54H157ZM156 56V57H157ZM180 56V55H179ZM213 56V55H212ZM219 56V55H217ZM48 57V56H47ZM51 57V56H50ZM54 57V56H53ZM84 57V56H83ZM90 57V56H89ZM100 57V56H99ZM113 57V56H111ZM151 57V56H150ZM175 57V56H174ZM207 57V58H206ZM221 57V56H220ZM46 58V57H45ZM52 58V57H51ZM85 58V57H84ZM91 58V57H90ZM98 58V57H97ZM107 58V57H106ZM144 58V57H142ZM215 58V57H214ZM224 58V57H223ZM76 59V58H75ZM78 59V58H77ZM94 59V58H93ZM105 59V57H104ZM123 59H124V63L121 64V61L123 62ZM148 59V58H146ZM158 59V58H157ZM53 60V59H52ZM83 60V59H82ZM85 60V59H84ZM89 60V59H88ZM99 60V59H98ZM141 60V58H140ZM149 60V59H148ZM154 60V58H153ZM221 60V59H220ZM49 61V60H48ZM79 61V60H78ZM77 61V62H78ZM143 60H141V63H142ZM158 61V60H156ZM176 61V62H175ZM223 61V60H222ZM244 61V60H243ZM26 62V61H25ZM54 62V61H53ZM52 62V63H53ZM82 62V61H81ZM85 62V61H84ZM88 62V61H87ZM160 62V61H159ZM159 62H156V63H159ZM224 62V61H223ZM76 63V62H75ZM155 63V62H154ZM188 63V64H187ZM218 63V62H217ZM239 63V62H238ZM253 63V62H252ZM27 64V63H26ZM49 64V63H48ZM92 64V62H91ZM90 64V65H91ZM104 64V63H103ZM216 64V63H215ZM52 65V64H51ZM55 65V64H54ZM58 65V64H57ZM73 65V64H72ZM83 65V66H82ZM102 64H100V67ZM52 67V66H51ZM55 67V66H54ZM54 67L52 69H54ZM85 67V68H84ZM105 67V66H103ZM102 67V68H103ZM199 67V68H204L205 70H208L207 72H210L212 78L214 77V79L216 77H220L223 81H220V78H216L218 81V87L217 89L214 88L216 90V94H213L215 96H213V100H214V103H216V108L215 110L217 111V115L215 118V121L212 120L211 118V114L208 116H205L204 113L208 112L209 109L206 108L207 110L205 111L204 110V102H203V96L202 97H199L200 95H202L203 93L201 91H196V93H194V89L193 87L190 85L189 83V77H195V73H196V78H200V72L202 73V70L199 72L198 70H196V68ZM63 68V70H62ZM75 68V67H74ZM110 68V67H109ZM2 69V68H1ZM65 69V70H64ZM72 69V68H71ZM108 69V68H107ZM111 69V68H110ZM31 70V69H30ZM33 70V69H32ZM56 70V69H55ZM59 70V68L57 69ZM75 70V69H74ZM105 70V69H104ZM24 71V70H23ZM91 72V70H89ZM35 72V71H34ZM56 72V71H55ZM70 72V71H69ZM73 72V71H72ZM71 72V73H72ZM88 72V71H87ZM111 73V71L109 70L108 71V75ZM31 73V72H30ZM193 73V74H192ZM63 74V73H62ZM92 74V73H91ZM100 74V75H99ZM208 74V73H207ZM53 75V74H52ZM51 75V76H52ZM76 75V74H75ZM90 77V80L91 82H89L88 80V77ZM90 75V74H89ZM203 75V73H202ZM201 75V76H202ZM101 76L102 79H100L99 77ZM62 77V78H60ZM74 77V76H73ZM204 77V76H203ZM29 78V77H28ZM32 78V77H31ZM68 78V79H67ZM75 78V77H74ZM73 78V79H74ZM108 78V79H106ZM56 79V78H55ZM63 81H62V80ZM72 79V78H71ZM88 79V80H87ZM102 81H107L108 83V87L110 88V86L112 85V87H114V89L112 90H108L109 92H111V96L113 97L114 101H113V109H111V111H113L112 115H116V118L114 119H110L112 117H109L111 114L109 112V108L111 107L112 108V105L111 103L109 102L110 100H113L112 97L110 96V93L107 94L105 96H107V98L111 97V99L109 100H106V101H103L104 98V93L103 92H106L107 90L105 89L104 91L102 90V87L104 88V84L102 83H105V82H99V80ZM213 79V80H214ZM206 80V79H205ZM208 80V79H207ZM28 81V80H27ZM30 81V80H29ZM77 81V82H76ZM201 81L202 80V77H201ZM212 81V80H211ZM55 82L57 83V81L55 80ZM92 83L94 84L95 86L91 87V85L88 84ZM96 82V83H95ZM113 82H114V85H113ZM194 82H195V79H194ZM206 82V81H205ZM216 82V81H214ZM67 83V82H66ZM102 84V87H101V84ZM197 83V82H196ZM199 83V82H198ZM203 83V82H202ZM201 83V84H202ZM216 83V84H217ZM192 84V83H191ZM194 84V83H193ZM204 84V83H203ZM4 85V84H3ZM39 85H42L39 83ZM54 85H56L54 83ZM106 85V83H105ZM205 85V84H204ZM37 86V85H36ZM107 86V85H106ZM199 86V85H198ZM210 86V85H209ZM208 86V87H209ZM2 87V86H1ZM26 87V86H25ZM56 87V86H55ZM68 87V85H67ZM107 87V88H108ZM197 87V86H196ZM212 87H213V84H212ZM24 88V87H22ZM20 88V89H22ZM37 88V87H36ZM61 88V87H59ZM198 88V87H197ZM35 89V88H34ZM40 89V88H39ZM42 89V88H41ZM67 90V94H64L63 91L64 90ZM77 90V93L76 90ZM199 89V88H198ZM202 89V88H201ZM2 90V89H1ZM196 90V89H195ZM22 91V90H21ZM34 91V90H33ZM28 92V91H27ZM43 92V90H42ZM48 92V91H47ZM58 92V93H60ZM65 92V91H64ZM212 92V91H211ZM37 93V92H36ZM44 93V92H43ZM114 93V94H113ZM208 93V92H207ZM35 94V93H34ZM27 95V94H26ZM39 95V93H38ZM46 95V94H45ZM114 95V96H113ZM204 95V94H203ZM32 96V95H31ZM42 96V95H41ZM48 96V95H47ZM206 96V95H204ZM210 96V94L208 95ZM29 97V96H28ZM40 97V96H39ZM170 97V98H169ZM212 97V95H211ZM36 98V97H34ZM38 98V97H37ZM59 98V97H58ZM102 98H104L102 100ZM172 100H169L171 99ZM200 98L201 101L203 102H200ZM205 98V97H204ZM41 100V98H38ZM37 99V100H38ZM64 99V98H63ZM68 99H65V100H68ZM206 99V98H205ZM29 100V98H28ZM36 100V99H35ZM45 100V99H44ZM55 100V99H54ZM174 100V101H173ZM181 100V101H180ZM208 100H210L208 98ZM34 101V100H33ZM32 101V103H33ZM46 101V100H45ZM44 101V102H45ZM56 101V100H55ZM170 101L173 102L174 106L170 104ZM206 101V100H205ZM216 101V102H215ZM37 102V101H36ZM43 102V103H44ZM60 102V101H59ZM61 102H64L61 100ZM60 102V103H61ZM35 103V102H34ZM33 103V104H34ZM40 103V102H39ZM212 103V101H211ZM31 104V102H30ZM45 104H47L45 102ZM49 104V103H48ZM57 104V102H56ZM62 104V103H61ZM60 104V105H61ZM66 104V103H65ZM69 104H70V101H69ZM207 104V103H206ZM213 104V103H212ZM211 104V105H212ZM25 105V104H24ZM37 105V104H36ZM39 105V104H38ZM37 105V106H38ZM53 105V104H52ZM210 105V106H211ZM41 106V105H40ZM43 106V105H42ZM41 106V107H42ZM57 106V105H56ZM65 106V105H64ZM173 106V107H172ZM209 106V104H208ZM40 107V108H41ZM49 107V106H48ZM59 107V106H58ZM69 108V106H67ZM117 107V108H116ZM24 108V107H23ZM46 108V107H45ZM64 108V107H63ZM61 109V107L59 108V115L61 114V117L63 115V113L60 112V109L64 112L65 110L64 109ZM213 108V105L211 106V109L212 110ZM213 108V109H214ZM30 109V114H34L32 111H31V107L28 108ZM38 109V108H37ZM47 109V108H46ZM53 109V108H52ZM58 108H56L57 110ZM66 109V108H65ZM172 109V110H170ZM55 110V111H56ZM70 110V109H69ZM41 111V110H40ZM52 111V110H51ZM50 111V112H51ZM205 111V112H204ZM47 112V110L45 111ZM67 112V111H66ZM212 112V111H211ZM209 112V113H211ZM43 113V112H42ZM161 113V114H160ZM208 113V114H209ZM216 113V112H215ZM19 114V113H18ZM29 114V113H28ZM36 114V113H35ZM34 114V117H36V114ZM30 115V117L32 116ZM54 115V114H53ZM69 115V114H68ZM111 115V116H112ZM159 115H163L162 117H165V118H159L160 116ZM38 116V115H37ZM40 116V115H39ZM42 116V115H41ZM214 116V115H212ZM57 117V116H56ZM174 117V118H173ZM33 119V116L31 117ZM46 118V117H45ZM44 118V119H45ZM63 118H64V115H63ZM62 118V119H63ZM27 119V118H26ZM30 119V122L31 120ZM36 119V118H35ZM43 119V120H44ZM162 119V121L160 120ZM34 120V119H33ZM32 120V121H33ZM41 120V118H40ZM46 120V119H45ZM49 120V119H48ZM59 120V119H58ZM61 120V119H60ZM64 120V119H63ZM71 120V119H70ZM75 120V119H74ZM79 120V122H80ZM159 120L162 122H159ZM188 120V121H187ZM36 121V120H34ZM38 122H40L39 120H37ZM50 121V120H49ZM54 121V120H53ZM76 121V120H75ZM74 121V122H75ZM212 121L215 123V126L214 124L212 123ZM69 122V121H68ZM180 122V121H179ZM199 123V128L201 127L202 129H199V128H196V124ZM35 123V122H34ZM41 123H43L41 121ZM46 123V122H45ZM67 123V122H66ZM117 123V124H116ZM37 124V123H36ZM58 124V122H57ZM60 124V123H59ZM65 125V123H62ZM60 124V125H62ZM72 124V123H71ZM161 127H163V131L160 130V128H158L160 125ZM174 124V123H172ZM178 124V122H177ZM190 124V125H191ZM32 125V124H31ZM38 125V124H37ZM41 125V124H40ZM43 125V124H42ZM47 125V124H46ZM76 125V123H75ZM80 127L82 126L81 124H79ZM189 125V124H187ZM186 125V127H187ZM213 125V126H212ZM36 126V125H35ZM34 126V127H35ZM39 126V125H38ZM50 126V125H49ZM83 126V127H84ZM114 126L116 128L119 129V131H115L116 133H114V135H112V133L110 132L111 130L115 129ZM118 126V127H117ZM168 126V128H169ZM182 126V125H181ZM194 126V127H193ZM41 129L43 128L42 126H40ZM39 127V128H40ZM69 127V126H68ZM73 127V125H72ZM84 127V129H85ZM176 127V126H175ZM184 127V126H183ZM190 126H188L189 128ZM198 127V126H197ZM215 129H213V128ZM36 128V127H35ZM169 128V129H170ZM38 129V128H37ZM40 129V130H41ZM46 129V128H44ZM49 129V128H48ZM52 129V128H51ZM64 129V132L66 131L65 128ZM68 129H71V128H68ZM67 129V130H68ZM81 129V128H80ZM83 129V130H84ZM110 129V130H109ZM117 129V130H118ZM183 129V128H182ZM191 129V128H190ZM204 129V130H203ZM39 130V129H38ZM53 130V129H52ZM55 130V129H54ZM57 130V128H56ZM72 130H74V128H72ZM76 130V129H75ZM79 130V129H78ZM108 130V131H107ZM168 130V129H167ZM177 130V129H176ZM189 130V129H188ZM43 131V129L41 130ZM40 131V132H41ZM47 131V132H46ZM71 131V130H70ZM69 131V132H70ZM85 131V130H84ZM169 131V130H168ZM179 131V130H178ZM198 131V132H199ZM45 132V133H44ZM56 132V131H55ZM78 132V131H77ZM111 134H109V133ZM189 132V131H188ZM187 132V133H188ZM43 136L44 139L47 141L46 143L51 146V148H54V153L55 151H57L58 153H60L62 156L66 155L67 154H71L70 152H68L69 150L67 148L68 147V141L73 139L71 138V135H70V138H68L66 140V137L65 138V135L63 134H67L66 133H62V130H61V134L62 135V139L64 137V140H62L61 138L59 139L57 137V141L55 142L53 139V143L51 141V138L52 136L51 135V132H49V130H45L43 132ZM50 133V135L48 134ZM84 133V134H85ZM173 133V132H172ZM183 133V132H182ZM54 134V133H53ZM83 134V133H81ZM85 134V135H86ZM133 135L135 134V136L133 138H129L130 141L127 142V138L128 136L130 135ZM40 135V133H39ZM47 135H49L51 138H47ZM57 135V133H56ZM55 135V136H56ZM60 135H58L60 137ZM75 135V134H74ZM85 135L83 138H85ZM180 135V134H179ZM182 135V134H181ZM195 135V136H196ZM54 136V135H53ZM186 136V134H185ZM193 136V137H195ZM3 137V136H2ZM74 137V136H73ZM76 137V136H75ZM108 137V138H107ZM110 137V140H108ZM132 137V136H131ZM146 137H147V140H146ZM189 137V136H188ZM191 137V135H190ZM207 137L209 139H207ZM107 138V139H106ZM187 138V137H186ZM185 138V139H186ZM76 139V138H75ZM74 139V140H75ZM67 143H66V141ZM73 140V141H74ZM108 140V141H106ZM182 140V139H181ZM4 141V140H3ZM43 141V140H42ZM72 141V142H73ZM78 141V140H77ZM85 141V140H84ZM45 142V141H44ZM203 142V143H202ZM75 143V141L73 142ZM93 143V144H95ZM134 143V146L136 145ZM180 143V142H179ZM185 143V142H184ZM77 144V143H76ZM108 144V147L107 145ZM129 143V146L131 145ZM210 143H206V145ZM69 145H71L69 143ZM90 145V144H88ZM87 145V146H88ZM106 145V148L104 147ZM133 145V144H132ZM146 145V144H145ZM180 145V144H179ZM182 145V144H181ZM1 146V145H0ZM71 146H75L74 145H71ZM143 146V144H142ZM186 146V145H185ZM208 146V145H207ZM206 147V146H205ZM50 148V147H48ZM72 149H74L73 147H71ZM75 152L74 154L77 152L76 150H78L77 147H75ZM93 148V147H92ZM95 148V147H94ZM97 148V147H96ZM126 148V149H125ZM129 148V147H128ZM136 148V147H134ZM143 148V147H142ZM209 148V146L207 147ZM212 148V147H210ZM209 148V149H210ZM232 148V149H230ZM70 149V148H69ZM71 149V150H72ZM82 149V148H81ZM86 149V148H85ZM98 149V148H97ZM125 149V150H124ZM201 148H199L200 150ZM2 150V149H1ZM80 150V148H79ZM78 150V151H79ZM83 150V149H82ZM132 150V149H131ZM135 150V149H134ZM144 150V149H143ZM142 150V151H143ZM147 150V149H146ZM145 150V151H146ZM183 150V149H182ZM202 150V151H203ZM86 151V150H85ZM103 151V150H102ZM137 151V152H138ZM144 151V152H145ZM148 151V152H149ZM203 151V153H204ZM72 152V153H73ZM131 152V151H129ZM136 152V151H135ZM143 152V153H144ZM147 152V151H146ZM180 152V153H179ZM201 152V151H200ZM211 152V153H210ZM78 153V152H77ZM81 153V152H80ZM83 153V152H82ZM90 153V152H89ZM89 153H84V155L86 156V154L89 155ZM123 156H121L120 155ZM139 153V152H138ZM141 153V152H140ZM187 153V152H186ZM95 154V153H94ZM194 154V153H193ZM201 154V153H199ZM207 154V153H205ZM78 155V154H76ZM80 155V154H79ZM75 156L73 155L74 157H72L73 159H75V162L78 166V168H74L76 173L81 177L82 181L84 182V187H85V190H86V193L89 194V201H88V198L85 197V200L87 198V201L88 203L87 204H92L93 201H95V198L97 196V191H99L98 187L101 186V184L103 183V177L100 179V181H95L96 179V166L95 164H93V160H91V153L89 156ZM132 155V154H131ZM144 154H139L138 157V160H142L144 161L147 156L144 157L143 156ZM189 155V154H188ZM196 155V153H195ZM96 156V155H95ZM143 156V157H142ZM149 156V155H148ZM198 156V155H197ZM206 156V155H205ZM204 156V157H205ZM209 155H207L208 157ZM94 157V156H93ZM121 157V158H120ZM131 157H134L131 156ZM201 157L203 158V154H201ZM200 157V158H201ZM206 157V159H207ZM81 158H85V160L88 162H90L89 164H83V162H81ZM96 158V157H95ZM104 158V156L102 157ZM123 158V160H121ZM150 158V157H149ZM189 158V157H188ZM191 158V157H190ZM66 159V158H65ZM70 159V158H69ZM93 159V158H92ZM129 159L131 161H129ZM144 159V160H143ZM153 159V158H152ZM205 159V158H204ZM204 159H198L197 161L199 163H197L196 161V164L198 165H194L195 167H192L194 168L197 172V174L199 172H203L201 170H204L206 168V166H210V160H209V157H208V162L207 164L208 165H205L204 167V164H203V161ZM97 160V159H95ZM99 160V159H98ZM103 160V159H102ZM121 160V161H120ZM140 160V161H141ZM93 161V162H92ZM139 161V162H140ZM194 161V160H193ZM97 162V161H96ZM146 162L149 163V161L146 160ZM98 163H100L98 161ZM117 163V162H116ZM142 163V162H141ZM193 163V162H192ZM144 164V163H143ZM142 164V165H143ZM155 164V163H154ZM156 165V164H155ZM189 165V164H188ZM191 165V164H190ZM203 165V166H202ZM74 166V165H73ZM96 168H95V167ZM102 166V164H101ZM118 167V165H116ZM140 166V165H139ZM151 166V165H150ZM149 166V168H150ZM200 166H202L203 169H200L201 168ZM121 167V168H122ZM128 167V166H127ZM141 167H144L141 166ZM156 167V166H155ZM72 168V167H71ZM99 168V167H98ZM134 168V170H135ZM145 168H148V167H145ZM196 168L198 169V171L196 170ZM210 168V167H208ZM101 169V170H102ZM123 169V168H122ZM126 169V168H125ZM151 169V168H150ZM113 172H114V169H112ZM131 170V169H130ZM152 170V169H151ZM159 170V169H158ZM210 170V169H209ZM208 169L204 170L205 172L209 171ZM74 171V170H73ZM100 171V169L98 170ZM132 171V170H131ZM137 171V169H136ZM135 171V172H136ZM141 171V170H140ZM139 171V173H140ZM143 171V170H142ZM141 171V172H142ZM146 171V170H144ZM148 171V170H147ZM150 171V170H149ZM149 171L144 173L146 175H149ZM189 171V170H187ZM190 171H193V169H191ZM193 171V173H194ZM109 172V171H108ZM117 172V171H116ZM120 172V171H119ZM124 172V171H123ZM130 172V171H129ZM134 172V171H133ZM196 172L194 173V175L196 174ZM210 172V171H209ZM207 172V174L209 173ZM125 173V172H124ZM127 173V172H126ZM125 173V175H126ZM132 173V172H131ZM142 173L143 177L144 174ZM160 173V172H159ZM191 173V172H189ZM188 173V174H189ZM192 173V175H193ZM74 174V173H73ZM99 174V173H98ZM116 174V173H114ZM129 175H133L128 173ZM135 175H140V174H136L134 173ZM196 174V175H197ZM204 174V173H203ZM202 174V175H203ZM206 174V173H205ZM113 175V174H112ZM193 175V176H194ZM195 175V176H196ZM201 175V174H200ZM121 176V175H119ZM128 176V175H126ZM132 176H130V178H132ZM137 176L135 177V179L137 178ZM182 176V178H180ZM188 176V175H187ZM198 176V175H197ZM209 176V175H208ZM78 177V176H77ZM111 177V176H110ZM114 177V176H113ZM129 177V176H128ZM126 178L130 181L128 182H131L130 184H132V182L134 181L133 178L132 179H129V178ZM143 177L142 180H143ZM149 177V176H147ZM145 177V179L147 178ZM152 177V176H151ZM155 177V176H154ZM160 177V176H159ZM176 177H179L178 178V181L177 179H175ZM203 177V176H202ZM201 177V179H202ZM79 178V177H78ZM108 178V176H107ZM117 179V176L115 177ZM122 178V177H121ZM153 178V177H152ZM193 178V177H192ZM198 178V177H196ZM210 178V177H209ZM211 178H213L211 176ZM211 178L209 179L211 181ZM109 179V178H108ZM115 179V180H116ZM138 179V178H137ZM181 179V180H180ZM189 179V177H188ZM97 180V179H96ZM110 180H112V177L110 178ZM133 180V181H131ZM141 180V181H142ZM148 180V179H146ZM145 180V181H146ZM158 180V179H157ZM180 180V182H179ZM203 180V179H202ZM119 181V180H117ZM115 181V182H117ZM121 181V179H120ZM124 183L126 184V180L124 179ZM150 181V180H149ZM156 181V180H155ZM162 181V182H163ZM187 181V183L185 182ZM190 181V182H189ZM198 181V180H197ZM81 182V181H80ZM97 182V183H95ZM114 182V183H115ZM140 182V181H139ZM151 182V181H150ZM138 183V181H137ZM145 183V182H144ZM193 183V182H192ZM195 183V181H194ZM209 183V182H208ZM212 183V182H211ZM214 183V182H213ZM81 184V183H80ZM113 184V183H112ZM121 184V183H120ZM123 184V183H122ZM129 184V183H127ZM136 184V183H134ZM132 184V185H134ZM140 184H143L140 183ZM139 184V185H140ZM152 184V183H151ZM156 184V183H155ZM158 184V183H157ZM111 185V184H110ZM115 184H113V188L116 187L114 186ZM138 185V184H137ZM136 185V186H137ZM147 185V184H146ZM193 185V184H192ZM129 186V185H128ZM131 186V185H130ZM135 186V185H134ZM134 186H131L134 187ZM141 186V185H140ZM144 186V184L142 185ZM141 186V187H142ZM202 186V185H201ZM109 187V186H108ZM122 187V186H121ZM125 187V186H124ZM194 187V185H193ZM203 187V186H202ZM130 188V187H129ZM142 188H145V187H142ZM150 188V187H149ZM156 188V187H155ZM195 188V187H194ZM82 189V187H81ZM104 189V188H103ZM108 189V188H107ZM126 189L127 186H126ZM140 190V187L138 186V188ZM146 189V188H145ZM192 189V188H191ZM190 189V190H191ZM200 189V188H199ZM101 190V189H100ZM112 190V188L110 189ZM114 190H116V188L113 189V192ZM128 190H131V189H128ZM147 190V189H146ZM145 190V191H146ZM193 190V189H192ZM213 190V189H212ZM109 191V190H108ZM117 191V190H116ZM62 192V191H61ZM64 192V191H63ZM121 192V191H120ZM123 192V191H122ZM109 192L106 191V194H108ZM135 193V192H134ZM137 193V192H136ZM151 193H152V190H151ZM168 193V192H167ZM165 194L166 197H168V194ZM182 193L180 195H182ZM194 193V192H193ZM199 193V192H198ZM215 193V192H214ZM86 194V196H87ZM120 194V193H119ZM118 194V195H119ZM161 194V193H160ZM171 194V193H170ZM176 195V193H174ZM178 194V193H177ZM59 195V194H58ZM80 195V194H79ZM154 195V194H153ZM163 195V194H162ZM83 196V195H82ZM81 196V197H82ZM100 196V195H99ZM187 196V195H186ZM217 196V195H215ZM123 197V196H122ZM151 197V196H150ZM185 197V196H184ZM188 197V196H187ZM185 197V198H187ZM149 198V197H148ZM68 199V198H67ZM99 199V198H97ZM103 199V198H102ZM105 199V198H104ZM121 199V197L119 198ZM100 200V199H99ZM106 200V199H105ZM110 200V199H109ZM188 200V198L186 199ZM219 200V199H218ZM68 201V200H67ZM107 201V200H106ZM111 201V200H110ZM119 201V200H118ZM148 201V200H147ZM163 201V200H162ZM183 201V200H182ZM60 204L65 208V210L69 213H71L73 211V207L72 205L70 204V202H65V201H62V200H59ZM86 202V201H85ZM189 202V200L187 201ZM231 203H233L232 207H231ZM99 205L98 207L94 206V209L91 208L89 209L87 212H85V219H86V224L84 225V223H82V225H78L80 226V229L81 227L84 225V228H85V233L83 234V236H80L78 237L77 235V231L78 230H75L73 231V236L70 237V242L68 243V245L65 247L63 244H60L58 243L57 246L60 247L62 246V248L66 251H64L66 253V263H64L63 261V264H171L170 261H171V258L170 260H168L169 256H168V253L170 252L169 249H170V245L167 246V250L166 252H162L161 250H155L153 249V252H150L149 254L147 253H144L143 249L144 248V245H143V249H141V247L138 246V243L135 244V239L133 238V232L132 234H129L130 236L132 235V237L130 239H128L129 241L127 243H125L122 239H123V235H121V233H116V228L114 230V232H112V229L108 228L109 227V224H108V220L105 218V216H107V213H104V212H101V205L102 203H100V201L98 202ZM111 203V202H110ZM168 203V202H167ZM95 204H96V201H95ZM182 205H180L181 207H184L185 208V205H186V202H182L181 203ZM220 204V203H219ZM74 205V204H73ZM94 205V204H93ZM104 205V204H103ZM116 205V203H115ZM120 205V204H119ZM166 205V204H163V206ZM178 205V206H179ZM92 206V205H91ZM106 206V205H105ZM111 206V205H110ZM148 206V205H147ZM146 206V207H147ZM168 206V205H166ZM188 206V204L186 205V207ZM104 207V206H103ZM102 207V208H103ZM113 207V206H112ZM149 207V206H148ZM162 207V206H161ZM180 207V208H181ZM221 207V206H220ZM231 207V208H230ZM76 208V207H75ZM144 208V207H143ZM154 208V207H153ZM165 208V207H164ZM222 208V207H221ZM111 209V208H110ZM183 209V208H182ZM220 209V208H219ZM229 209V210H228ZM232 209V211L230 210ZM103 210V209H102ZM108 210V209H106ZM152 210V209H150ZM165 209H163L164 211ZM167 210H168V207H167ZM104 211H105V208H104ZM153 211V210H152ZM115 212V211H114ZM166 212V211H165ZM169 212V211H168ZM179 213V212H178ZM180 213H183L182 217H185L187 222L191 221L190 218H188V214L186 213V210L183 209L181 210ZM72 214V213H71ZM98 214L102 216L103 218V221H100L98 218ZM170 214V213H169ZM74 215V214H73ZM119 215V214H118ZM152 216V215H151ZM192 216V215H191ZM190 216V217H191ZM135 217V216H134ZM181 217V216H180ZM74 218V217H73ZM72 218V219H73ZM83 218V217H82ZM101 218V220H102ZM108 218V217H107ZM112 218V217H110ZM120 218V217H119ZM118 218V219H119ZM184 218V219H185ZM218 218V217H217ZM56 219V218H55ZM106 219V220H105ZM114 219V218H113ZM180 219H183V218H180ZM179 219V220H180ZM218 220V219H217ZM221 220V219H220ZM218 220V221H220ZM230 220V222H231ZM77 221V220H76ZM82 221V220H81ZM80 221V222H81ZM115 221V220H113ZM112 222V221H111ZM193 222V221H191ZM47 223V222H46ZM55 223V222H54ZM79 223V222H78ZM127 223V222H126ZM125 223V224H126ZM182 223V221H181ZM180 223V224H181ZM112 224V223H110ZM116 224V223H115ZM119 224V223H118ZM131 224V223H130ZM191 224V223H190ZM113 225V224H112ZM128 225V223H127ZM182 225V224H181ZM57 226V225H56ZM111 226V225H110ZM184 226V225H183ZM54 227V226H53ZM58 227V226H57ZM60 227V225H59ZM165 227V226H164ZM182 227V226H181ZM228 227V225H227ZM79 228V227H78ZM129 228V227H128ZM127 228V229H128ZM159 228V227H158ZM252 228V229H250ZM50 229V228H49ZM118 229V228H117ZM183 229V228H182ZM194 229V228H193ZM241 228H239V231H240ZM15 230V229H13ZM130 230V229H129ZM158 230V229H157ZM163 230V229H162ZM165 230V229H164ZM178 230V229H177ZM189 230V229H187ZM233 230V229H232ZM231 230V231H232ZM238 230V229H237ZM245 231V229H241V232L242 231ZM32 231V230H31ZM161 231V229H160ZM223 231V230H222ZM238 231V232H239ZM255 231V230H254ZM253 231V233H254ZM71 232V231H70ZM112 232V235L111 233ZM129 232V231H127ZM137 232V231H136ZM173 232V230H172ZM13 233H16V232H13ZM34 233V232H33ZM114 233V234H113ZM162 233V231H161ZM166 233V232H165ZM168 233V231H167ZM185 233V232H184ZM231 233V232H230ZM245 233V232H244ZM243 233V234H244ZM252 233V232H251ZM250 233V235H252ZM254 233V234H255ZM20 234V233H19ZM32 234V233H31ZM53 234V233H52ZM58 234V233H57ZM79 234V232H78ZM173 233L170 232V234H166V240L168 239H172V236L171 235ZM176 234V233H175ZM182 234V233H181ZM218 234V233H217ZM232 234V233H231ZM236 234V233H235ZM234 234V235H235ZM239 234V233H238ZM243 234H239V235H243ZM29 235V233H28ZM35 235V233H34ZM155 235V234H154ZM224 235V234H223ZM246 235V233H245ZM248 237L244 236L245 238L244 239H247L245 242L248 241L247 244L251 243V240H253V243H255V238L257 235H255V238H252L250 239L249 237V233L247 234ZM0 236H2L4 239V242L6 244L9 245V247L11 248V251L12 253L14 254L13 257H15V259H17V262L18 264H59V262L56 263L55 261V258L54 260L48 258V259H45V254L43 252V243L38 242H35L34 244H32L33 246L30 247V245L28 244V246H24L25 243H23V241H19V237L16 238L13 237V236H9L7 235L6 231L1 227L0 225ZM60 236V235H59ZM129 236V237H130ZM180 236V234H179ZM230 236V235H229ZM232 236V235H231ZM242 236V237H243ZM254 236V235H253ZM1 237V238H2ZM21 237V236H20ZM55 237V236H54ZM61 237V236H60ZM233 237V236H232ZM238 237V236H237ZM176 238V236H175ZM182 238V237H181ZM234 238V237H233ZM23 239V238H22ZM56 239V238H55ZM179 239V238H178ZM242 239V238H241ZM41 240V239H40ZM126 240V239H125ZM177 240V238H176ZM175 240V241H176ZM183 240V239H182ZM25 241V240H24ZM30 241V239H29ZM56 241V240H55ZM174 241V240H173ZM201 241V240H200ZM229 241V240H228ZM240 239L237 241L239 242ZM31 242V241H30ZM58 242V241H57ZM164 242V241H163ZM231 242V241H230ZM234 242V241H233ZM236 242V243H237ZM241 242V241H240ZM239 242V243H240ZM32 243V242H31ZM54 243V241H53ZM159 243V242H157ZM178 243L177 244V253L179 251L180 252V258L178 259L180 262H182V264H191L192 261L190 260V258H188V254L186 253L187 251L184 250V247L182 246V241L181 243L180 242H176ZM199 243V242H198ZM223 243V242H222ZM238 243V244H239ZM242 243V242H241ZM261 244V243H260ZM154 245V244H153ZM162 245V244H161ZM166 245V244H165ZM175 245V244H174ZM231 245V244H230ZM245 245V244H244ZM251 245V244H250ZM263 245V244H262ZM64 246V247H63ZM141 246V245H140ZM146 246V245H145ZM216 246V245H215ZM240 246V245H238ZM242 246V245H241ZM240 246V247H241ZM246 246V245H245ZM254 246V245H252ZM47 247V246H46ZM221 247V246H220ZM223 247V246H222ZM154 248V247H153ZM157 248V247H156ZM161 248V247H160ZM172 248V246H171ZM174 248V246H173ZM214 248V247H213ZM239 248V247H238ZM242 248V247H241ZM45 249V248H44ZM59 249V248H58ZM200 249V248H199ZM247 249V248H246ZM245 249V250H246ZM47 250V248H46ZM50 250V249H49ZM146 250V249H145ZM149 250V249H148ZM152 250V249H151ZM232 250V249H231ZM248 250V249H247ZM45 251V250H44ZM133 251H138L137 254H133ZM164 251V250H163ZM249 251V250H248ZM227 252V251H226ZM247 252V251H246ZM176 253V254H177ZM172 254V253H171ZM224 254V253H223ZM238 254V253H236ZM175 255V253H174ZM205 255V254H204ZM54 256V255H53ZM179 256V255H178ZM227 256V255H226ZM238 256V255H237ZM243 256V255H242ZM57 257V256H56ZM62 257V256H61ZM222 257V256H221ZM241 257V256H240ZM260 257V256H259ZM65 258V257H63ZM173 258V257H172ZM178 258V257H177ZM176 258V259H177ZM234 258V257H233ZM237 258V257H236ZM251 258V257H250ZM61 259V258H60ZM223 259V258H222ZM239 259V258H238ZM237 259V260H238ZM264 259V258H263ZM176 260V261H178ZM226 260V259H225ZM234 260V259H233ZM232 260V261H233ZM173 261V260H172ZM175 261V262H176ZM178 261V262H179ZM229 261L231 262V260L229 259ZM251 261V260H250ZM264 261V260H263ZM16 262V261H15ZM16 262V263H17ZM179 262V264H180ZM226 262V261H225ZM235 262H237L235 260ZM235 262L233 264H235ZM240 262V261H238ZM258 262V261H257ZM177 263V262H176ZM244 263V262H243ZM251 263V262H249ZM256 263V262H255ZM193 264V263H192ZM222 264H225V263H222ZM232 264V263H231ZM241 264H242V261H241ZM264 264V263H263Z\"/></svg>",
  "mask_w": 264,
  "mask_h": 264
}]
</instances>
